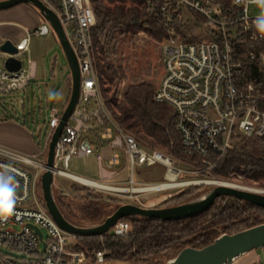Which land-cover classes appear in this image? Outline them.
Here are the masks:
<instances>
[{
  "label": "built area",
  "instance_id": "1",
  "mask_svg": "<svg viewBox=\"0 0 264 264\" xmlns=\"http://www.w3.org/2000/svg\"><path fill=\"white\" fill-rule=\"evenodd\" d=\"M41 1L60 18L78 58L80 95L56 144L52 167L44 152L64 107L50 108L46 143L38 154L27 155L0 144V264H104L105 250L90 254L79 248L86 236L62 229L41 206L35 193L42 174L50 170L56 186L57 177H62L113 193L166 192L187 185L181 179L188 174L207 173L229 150L238 148L240 137L264 140V12H251L252 6H264V0H163L159 6L166 35L160 43L163 72L154 98L173 112L179 141H171L176 152L172 154L144 146L109 112L94 53L92 30L97 19L91 0ZM154 8L151 5L150 11ZM187 25L196 31L185 32ZM52 30L44 19L13 41L17 53L0 50V94L24 90L31 83L37 72V62L30 55L31 39ZM9 57L21 60L18 71L6 68ZM93 153L100 165L98 181L110 189L84 183L69 170L73 157ZM157 163L165 167L163 181L135 178L137 164ZM132 229L130 221L120 219L109 232L127 236Z\"/></svg>",
  "mask_w": 264,
  "mask_h": 264
},
{
  "label": "trees",
  "instance_id": "2",
  "mask_svg": "<svg viewBox=\"0 0 264 264\" xmlns=\"http://www.w3.org/2000/svg\"><path fill=\"white\" fill-rule=\"evenodd\" d=\"M91 2L97 19L92 30L94 53L103 97L109 112L122 127L133 132L148 146L176 153L171 148L172 140L179 141V134L173 125V112L168 105L155 100L156 87L153 83H132L121 98L116 90L109 95L112 87L124 76L122 67L115 65L109 58V37L116 29L131 36L145 30L153 40L160 43L166 35L159 10L163 0H91ZM151 5H155L152 11ZM67 103L68 101L65 102L64 108ZM182 157L191 159L186 155ZM213 172L223 177H229L232 172H236L244 175L245 180L264 186V142L261 140L260 145L252 152L247 151L245 145L229 150ZM76 184L75 182L71 185L74 191H66L63 195L77 198L78 195L75 194L80 188H77ZM81 189L93 190L85 185ZM180 193L182 194L172 197L171 200L176 201L185 195L198 192L196 187H189ZM102 202L100 196L96 195L91 201L74 207L77 210L75 212L71 210L70 203L66 204L61 198L57 199L64 216L79 226L100 224L109 216L98 210ZM118 205H121L120 202ZM259 213H264V207L233 196H220L210 209L190 218L159 220L137 215L124 217L122 219L132 223L131 234L116 236L107 232L103 235L83 237L79 248L87 250L90 254L105 250L106 262L140 264L149 260L151 256L167 250H174L176 256L185 247L202 248L220 236L221 229L218 228L220 225H225L228 221L245 214H247V217H244L245 221H249L253 215ZM258 224L261 222L246 228Z\"/></svg>",
  "mask_w": 264,
  "mask_h": 264
},
{
  "label": "rangeland",
  "instance_id": "3",
  "mask_svg": "<svg viewBox=\"0 0 264 264\" xmlns=\"http://www.w3.org/2000/svg\"><path fill=\"white\" fill-rule=\"evenodd\" d=\"M19 5H27V3H21ZM31 6L41 14L37 7L33 5ZM6 11H9V9L0 10V12ZM251 12L263 13L264 6H252ZM189 31L195 32L196 29L187 25L185 32ZM196 34H198V32H196ZM31 40V57L37 62L36 76L24 90L16 91L10 94H0V123H16L28 132L35 133L34 135L37 139V150L35 153H39L44 150L48 135L46 120L49 117L50 108L52 106H57L59 110H62L65 102L69 101L72 78L68 61L53 30L49 35L33 36ZM160 43L153 40V38L145 30H141L133 36L127 33L122 34L119 29L113 30L108 39V48L110 51L109 58L115 65L122 67L124 76L116 85L112 87L109 95L113 93V90H116L119 98H121L132 83L151 82L155 85V87L158 86L163 72ZM7 135L8 138H15V133L13 132L7 133ZM261 140L264 142L263 139L259 138L240 137L236 140V144L240 142L238 147L245 145V149L252 152L260 145ZM142 142L144 146H148L145 141ZM158 149L165 153H169L166 149ZM47 153L48 150H45V157H47ZM179 164H177V166L186 168L185 165H182V163ZM104 165L109 167L107 165V161H104ZM214 168L215 166L208 169L207 173L202 174L203 176L198 173L188 174L186 177L181 179V181H188L191 183L192 181L200 179H221L223 181L225 180L237 184V186L244 185L245 188L254 187L258 188V190H261V188L264 189V186H262L261 183L247 181L245 180L244 175L236 172H232L229 177L218 176L213 172ZM188 169L191 171L193 170L191 167H188ZM69 170L82 177L95 180L100 179L96 153L87 157H73ZM126 173V175H129V171ZM164 173L165 167L160 163L153 166L137 164L134 168V176L139 181L160 182L163 181ZM73 183L75 182L68 179L66 180L62 177H57V186L56 184H53V192L56 201L61 198V200L66 204H71V210L77 212L74 207L83 205L85 202L91 201L94 196L98 195L103 201L99 207L100 209L98 210L104 215L112 214V212L118 208L119 202L120 204L133 203L143 207H157L163 204H170L173 206L201 197L206 194V191L215 186L214 184L209 183H188L187 185L177 187L166 192L113 193L107 190H100L92 187H89L93 189L92 191H86L81 189L83 188L82 184L77 183L76 187L80 188V190L77 191L75 195H78V197H65L63 195L65 193L61 192L74 191V189L71 188ZM118 185L125 187L129 186L127 183H120ZM189 187H196L198 193H190L189 195H185V197L176 201L171 200L172 197L181 195L182 193L180 192L188 189ZM240 188L242 187L240 186ZM35 194H37L41 206H44L45 200L42 188L39 187L37 193ZM244 217H247V214L230 220L225 225H220L218 227L221 229L220 235L224 233L233 234L239 232L247 229V226L256 222L264 223V213L253 215V218H251L252 220L249 221H245L246 218L244 219ZM222 227H225V229ZM255 251L259 253L264 264V248H258L255 249ZM174 257L175 251L167 250L151 256L149 260L140 264H165ZM104 264L134 263L105 261Z\"/></svg>",
  "mask_w": 264,
  "mask_h": 264
},
{
  "label": "water",
  "instance_id": "4",
  "mask_svg": "<svg viewBox=\"0 0 264 264\" xmlns=\"http://www.w3.org/2000/svg\"><path fill=\"white\" fill-rule=\"evenodd\" d=\"M21 3L37 7L44 19L50 23L64 51L71 71L70 98L63 111L60 124L53 133L47 153V165L52 167L56 144L79 99L81 71L78 58L60 18L43 1L0 0V10L10 9ZM0 50L13 54L17 53L16 46L10 39L5 40L0 45ZM21 64V60L15 57H9L5 61V66L10 71H18L21 68ZM53 184L54 176L52 172L50 170L44 172L41 177V187L47 211L62 229L86 237L103 235L109 232L118 220L132 215L159 220H178L194 217L210 209L220 196H233L264 207V193L215 185L201 197L168 207H143L133 203H124L107 216L102 223L91 226H79L69 221L60 210L54 197ZM34 228L42 236L41 230L36 226ZM258 248H264V223L233 234L224 233L202 248L185 247L165 264H230L236 257Z\"/></svg>",
  "mask_w": 264,
  "mask_h": 264
},
{
  "label": "crops",
  "instance_id": "5",
  "mask_svg": "<svg viewBox=\"0 0 264 264\" xmlns=\"http://www.w3.org/2000/svg\"><path fill=\"white\" fill-rule=\"evenodd\" d=\"M43 21L44 17L42 16V14H40L34 7L29 4L15 6L9 9V11L0 12V45L7 39L17 41L24 35L26 30L35 28ZM11 132L15 133V138H8L7 133ZM34 134L35 133L28 132L24 128L18 126V124L16 123H0V144L18 150L22 153H27V155L38 154L35 153V151L37 150V139L35 138ZM97 165L98 173L100 176V165L98 161ZM255 263L263 264V259L257 251L252 250L234 259L230 264Z\"/></svg>",
  "mask_w": 264,
  "mask_h": 264
},
{
  "label": "bare ground",
  "instance_id": "6",
  "mask_svg": "<svg viewBox=\"0 0 264 264\" xmlns=\"http://www.w3.org/2000/svg\"><path fill=\"white\" fill-rule=\"evenodd\" d=\"M170 176H173L171 173L169 174ZM80 180H82L84 183H87L89 185H92V186H95V187H99V188H104V189H110L111 187H109V184L107 183H103V182H100L98 180H95V179H89V178H86V177H82V176H77ZM190 183V182H189ZM198 183H209V184H214V185H223V186H228V187H236V188H239V189H244V190H249V191H255V192H259V193H264V189L261 188V190H258V188H245L244 185H238L237 184H234L232 182H228V181H223V180H195V181H192L190 184H198ZM178 185H181V183L179 184H175V185H157V186H153V188H164V187H167V186H178ZM240 186L242 188H240ZM143 190H150V187L149 188H145ZM238 258V257H236ZM235 258V259H236Z\"/></svg>",
  "mask_w": 264,
  "mask_h": 264
},
{
  "label": "flooded vegetation",
  "instance_id": "7",
  "mask_svg": "<svg viewBox=\"0 0 264 264\" xmlns=\"http://www.w3.org/2000/svg\"><path fill=\"white\" fill-rule=\"evenodd\" d=\"M168 206H171L170 204H163V205H159L157 206L158 208H161V207H168Z\"/></svg>",
  "mask_w": 264,
  "mask_h": 264
},
{
  "label": "clouds",
  "instance_id": "8",
  "mask_svg": "<svg viewBox=\"0 0 264 264\" xmlns=\"http://www.w3.org/2000/svg\"><path fill=\"white\" fill-rule=\"evenodd\" d=\"M7 179L10 181L11 178L9 177V178H7Z\"/></svg>",
  "mask_w": 264,
  "mask_h": 264
}]
</instances>
